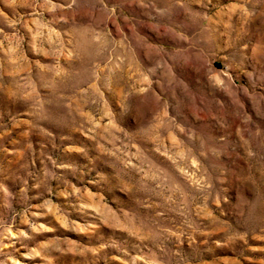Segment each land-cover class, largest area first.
Listing matches in <instances>:
<instances>
[{
	"label": "rangeland",
	"instance_id": "rangeland-1",
	"mask_svg": "<svg viewBox=\"0 0 264 264\" xmlns=\"http://www.w3.org/2000/svg\"><path fill=\"white\" fill-rule=\"evenodd\" d=\"M0 264H264V0H0Z\"/></svg>",
	"mask_w": 264,
	"mask_h": 264
}]
</instances>
